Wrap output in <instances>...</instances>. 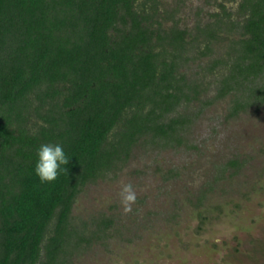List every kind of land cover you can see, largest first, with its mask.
<instances>
[{
  "label": "trees",
  "instance_id": "trees-1",
  "mask_svg": "<svg viewBox=\"0 0 264 264\" xmlns=\"http://www.w3.org/2000/svg\"><path fill=\"white\" fill-rule=\"evenodd\" d=\"M231 1L234 12L220 3L189 31L159 0H0V264H69L106 230L105 218L74 226L76 198L139 144H182L189 120L170 115L199 97L180 72L191 49L199 58L228 40L208 70L223 66L214 99L233 96L229 116L264 103V0ZM48 143L69 163L41 185Z\"/></svg>",
  "mask_w": 264,
  "mask_h": 264
},
{
  "label": "rangeland",
  "instance_id": "rangeland-1",
  "mask_svg": "<svg viewBox=\"0 0 264 264\" xmlns=\"http://www.w3.org/2000/svg\"><path fill=\"white\" fill-rule=\"evenodd\" d=\"M159 1V9L189 31L211 21L220 3L236 9L231 0ZM228 44H214L199 58L195 49L186 54L180 72L199 97L170 115L189 120L181 145L141 143L120 171L81 190L74 226L93 231L100 218L111 224L82 244L69 264H264V103L231 117L233 96L214 99L224 69L210 72L208 66L225 59ZM124 182L137 189L127 215L117 197Z\"/></svg>",
  "mask_w": 264,
  "mask_h": 264
},
{
  "label": "clouds",
  "instance_id": "clouds-1",
  "mask_svg": "<svg viewBox=\"0 0 264 264\" xmlns=\"http://www.w3.org/2000/svg\"><path fill=\"white\" fill-rule=\"evenodd\" d=\"M69 163L63 147L59 144H44L37 149V160L34 174L41 185L53 183L58 174L67 173L65 165ZM123 214L132 212L133 205L137 202V189L131 182L121 183L117 192Z\"/></svg>",
  "mask_w": 264,
  "mask_h": 264
}]
</instances>
